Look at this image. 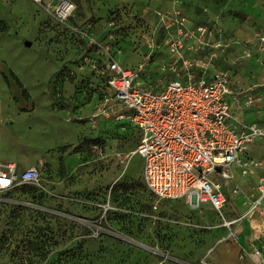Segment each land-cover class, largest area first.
I'll list each match as a JSON object with an SVG mask.
<instances>
[{"label":"rangeland","instance_id":"1","mask_svg":"<svg viewBox=\"0 0 264 264\" xmlns=\"http://www.w3.org/2000/svg\"><path fill=\"white\" fill-rule=\"evenodd\" d=\"M73 2L78 17L93 12L86 21L97 43L58 24L48 4L0 0V153L11 157L0 160L44 164L37 183L0 193V264H258L251 250L264 256V231L241 259L237 241L222 240L226 220L247 213L241 201L254 199V181L241 185L238 208L226 195L225 221L208 203L157 199L133 152L138 130L102 111L113 98L110 58L124 66L148 56L147 78L159 77L167 51L159 13L175 6L193 24H217L237 41L223 59L231 71L242 64L232 62L233 50L251 48L258 60L264 54V0ZM236 180L244 178L238 173ZM250 216L264 227V205L239 224Z\"/></svg>","mask_w":264,"mask_h":264},{"label":"built area","instance_id":"2","mask_svg":"<svg viewBox=\"0 0 264 264\" xmlns=\"http://www.w3.org/2000/svg\"><path fill=\"white\" fill-rule=\"evenodd\" d=\"M31 1L44 4V0ZM51 9L58 24L97 43L87 27L68 23L76 12L73 0H55ZM159 20L167 35V51L155 83L142 78L148 56L130 68L113 58L109 60L107 82L112 96L123 107L115 119L125 118L140 134L133 152L143 159L141 179L148 191L160 200L185 198L195 206L208 203L225 221L221 210L228 197L223 186L231 187L232 196L241 190L233 169L250 177L264 167L248 151L252 142L264 139V119L247 123L237 117L250 107L261 108L263 95L258 89L264 84L245 86L227 71L218 70L219 57L230 53L237 41L225 37L217 24H193L175 6L159 13ZM108 26H113V22ZM170 29L173 32L168 34ZM259 41L264 43V34L259 35ZM232 54L233 63L253 56L251 48L241 53L233 50ZM111 109L112 105L110 111H102L103 115L109 117ZM43 166L40 161L20 168L16 162L0 160V193L37 183ZM259 180V196L249 203L247 213L226 220L223 225L229 230L223 240L237 241L238 233L232 226L262 205L264 178ZM252 255L258 264H264L258 248L252 250ZM239 256L244 257L243 249Z\"/></svg>","mask_w":264,"mask_h":264},{"label":"crops","instance_id":"3","mask_svg":"<svg viewBox=\"0 0 264 264\" xmlns=\"http://www.w3.org/2000/svg\"><path fill=\"white\" fill-rule=\"evenodd\" d=\"M54 1L55 0H44V4H48L49 6H52ZM77 2L79 3V6L81 8V3L83 4V0H77ZM146 12L147 11H144V13H146ZM77 14L78 13L76 11L73 14V16L69 19L68 23H70L72 25L81 26L86 22L84 27L92 28L93 23L86 21L87 19L90 18V16L93 15L92 11L85 13L83 18L78 17ZM95 19H96V17H95ZM259 23L261 24V27L263 26V28H264V15H262V17L259 18ZM225 58H226V56H220L218 61L216 62L217 63L216 66H217V68L222 67V69H225L230 74V76L233 77V79H236L239 83H241L245 86H249L252 84H264V54H262V56L259 58V60L256 59L255 57L254 58L251 57V58H248V60L242 61V64L234 66V68H232L231 71L227 70V67L225 68L226 62L223 60ZM141 59H143V56L142 57L134 56L133 61H130L131 63L128 65L125 64L124 67H130L131 65L137 64V62L140 61ZM146 66L147 67L145 69V72H144L142 78H143V81L150 83L151 80H149L147 78V76H152V75L147 73V71H148L147 68L149 65L146 64ZM155 77L156 76H153L152 78L155 79ZM258 90L263 95V105H261V108L250 107L249 109H246L243 112L237 114V117L241 121L251 123L252 121H260V120L264 119V87H261ZM111 105H112L111 117H113V119L116 122L117 121L127 122L125 118L115 119V117L117 116L118 113L123 112L122 111L123 107H122L121 103L119 101L115 100L113 97L111 100ZM248 151H249V156L251 158L253 157L254 159H256L258 161L260 160V162L264 166V139H256L249 146ZM1 157L2 158L3 157L4 158H11L9 155L5 156L3 153H0V158ZM16 159L19 160V162L21 163L22 166H24V168H27L30 165L37 164L40 162V161L36 162V161L31 160V159L22 160L19 157ZM233 172H234V176H235V181L237 184H239L241 190H242L241 185H243V184L245 185L246 183H249L250 181H252V183H253V181H254V188H253L254 195L253 196H254V198H257L259 195H258V192L256 190V185L260 181L259 180L260 178H264V167L259 169L255 174H253V176H250V177L241 176L239 171L235 168L233 169ZM238 173L240 174L241 178H244L243 181L236 180V174H238ZM225 187H226L225 193L227 195L228 193H230L231 187H229V186H225ZM241 190H240L238 195L234 196L235 197L234 198V208L235 209L238 208V201L240 199L244 198V196L242 197V195H241ZM252 200H254V199H252ZM252 200L250 198H248V200L245 201V198H244V200L241 202H243L242 205H246V207H248L249 203ZM261 204L264 205V200L262 201ZM242 213H244V212L239 211L231 219L235 218L236 216H239V214H242ZM249 218L250 219L248 220V222H245L243 224L233 225V230H235L238 233V239H237V243L239 244L238 246L240 247V249H243V251H244V247L251 249V247L253 246V241H255V237L257 235H259L260 231H264V229H263L264 227H259L258 225H256L255 222H253L252 216H250ZM240 239H241V241H240ZM251 251L249 253H251ZM251 255H252V253H251ZM252 257L254 258V260H256V258L253 255H252Z\"/></svg>","mask_w":264,"mask_h":264},{"label":"water","instance_id":"4","mask_svg":"<svg viewBox=\"0 0 264 264\" xmlns=\"http://www.w3.org/2000/svg\"><path fill=\"white\" fill-rule=\"evenodd\" d=\"M25 44L29 46V45H31V42L30 41H26ZM217 170L220 171V168H217Z\"/></svg>","mask_w":264,"mask_h":264},{"label":"trees","instance_id":"5","mask_svg":"<svg viewBox=\"0 0 264 264\" xmlns=\"http://www.w3.org/2000/svg\"><path fill=\"white\" fill-rule=\"evenodd\" d=\"M14 77H15V75H14ZM15 80H16L17 84L22 87L21 83L19 82V80L16 77H15Z\"/></svg>","mask_w":264,"mask_h":264}]
</instances>
